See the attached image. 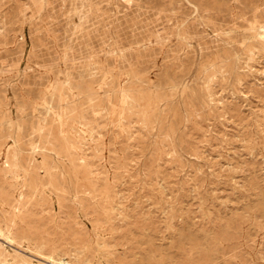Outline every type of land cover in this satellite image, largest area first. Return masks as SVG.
Returning <instances> with one entry per match:
<instances>
[{"label":"rangeland","instance_id":"374dc122","mask_svg":"<svg viewBox=\"0 0 264 264\" xmlns=\"http://www.w3.org/2000/svg\"><path fill=\"white\" fill-rule=\"evenodd\" d=\"M263 28L264 0H0V264H264Z\"/></svg>","mask_w":264,"mask_h":264},{"label":"bare ground","instance_id":"6f19581e","mask_svg":"<svg viewBox=\"0 0 264 264\" xmlns=\"http://www.w3.org/2000/svg\"><path fill=\"white\" fill-rule=\"evenodd\" d=\"M264 29V28H263ZM261 34V33H260ZM34 146V145H33ZM1 261H3V260H1ZM61 261V264H67L64 260L62 261V260H60ZM7 262V261H6Z\"/></svg>","mask_w":264,"mask_h":264}]
</instances>
